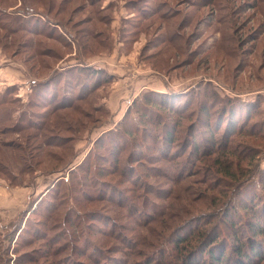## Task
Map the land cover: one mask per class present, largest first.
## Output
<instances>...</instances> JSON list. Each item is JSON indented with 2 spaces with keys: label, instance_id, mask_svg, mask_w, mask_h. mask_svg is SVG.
Here are the masks:
<instances>
[{
  "label": "rangeland",
  "instance_id": "rangeland-1",
  "mask_svg": "<svg viewBox=\"0 0 264 264\" xmlns=\"http://www.w3.org/2000/svg\"><path fill=\"white\" fill-rule=\"evenodd\" d=\"M263 182L264 0H0V264H200Z\"/></svg>",
  "mask_w": 264,
  "mask_h": 264
},
{
  "label": "trees",
  "instance_id": "trees-1",
  "mask_svg": "<svg viewBox=\"0 0 264 264\" xmlns=\"http://www.w3.org/2000/svg\"><path fill=\"white\" fill-rule=\"evenodd\" d=\"M262 188L264 190V182L262 184ZM243 200H244L243 205L247 204L248 200L245 199ZM245 208L247 207L246 206L243 207V209ZM253 210L257 214V216L255 215L257 217L255 220L256 222L252 223V222L244 221L246 227H244V229L242 228L240 229L243 232L248 231V228L250 229L251 232L250 231L248 232L249 235L247 236V238L244 239L242 238V236H239L238 237L239 242L235 243L233 248L229 249L228 253H226V241L221 242L219 240L221 238L219 236H215L214 238H212L210 242L215 243L216 241L219 240V245L221 246L222 250L215 252H211V251L208 252L209 259L205 262L200 261V264H224L226 258L229 259L232 262V264H253L255 260L261 261V259L264 258V240H258L260 239V237L264 238V213L261 214L259 208L257 209V207L256 208L253 207ZM252 231H255L256 234H254ZM202 247H203L202 245H198L194 250L189 252L183 260L185 262H192L195 257L193 259H190V257L192 256L190 253L199 252L202 249ZM204 252H206L205 249Z\"/></svg>",
  "mask_w": 264,
  "mask_h": 264
}]
</instances>
